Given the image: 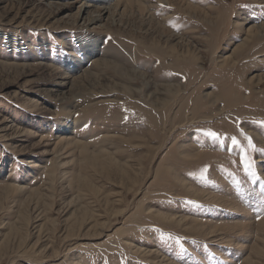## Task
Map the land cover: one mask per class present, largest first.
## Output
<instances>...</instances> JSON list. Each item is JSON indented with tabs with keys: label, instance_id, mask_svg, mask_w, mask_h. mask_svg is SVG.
<instances>
[{
	"label": "rangeland",
	"instance_id": "obj_1",
	"mask_svg": "<svg viewBox=\"0 0 264 264\" xmlns=\"http://www.w3.org/2000/svg\"><path fill=\"white\" fill-rule=\"evenodd\" d=\"M83 1L0 0V264H264V0Z\"/></svg>",
	"mask_w": 264,
	"mask_h": 264
},
{
	"label": "bare ground",
	"instance_id": "obj_2",
	"mask_svg": "<svg viewBox=\"0 0 264 264\" xmlns=\"http://www.w3.org/2000/svg\"><path fill=\"white\" fill-rule=\"evenodd\" d=\"M130 1H132V2H141V0H130ZM160 1H162V2H169L168 0H160ZM109 1L108 0H100L99 2H95L94 1V3H91V2H87V1H83L81 4V7L79 8V10H78V14H77V17L79 18L81 15H84V13H88V12H90L89 14H88V20L86 21V22H88L91 26L93 25H98L99 23H100V21L102 20V15H101V13L103 12L102 10H99L98 9V6H100V5H106V3H108ZM142 3V2H141ZM108 8V7H107ZM109 12H110V10H109ZM94 14L95 15H98L97 16V18H95L94 17ZM115 23H116V21H113V22H111V25L113 26V25H115ZM107 28V27H106ZM256 28V27H255ZM259 29V28H258ZM107 31H111V26H109L108 28H107ZM253 32V31H252ZM92 42V44L90 45V46H88V45H86L85 47H87L86 49H88V51H85L86 53V55H89L90 53H93V52H95V49H96V47H97V43L96 42H94L93 40L91 41ZM172 49V48H171ZM185 49V48H184ZM170 51V50H169ZM175 52V51H174ZM177 52V51H176ZM171 53V52H170ZM85 55V56H86ZM182 55V54H181ZM185 55V54H184ZM194 57V56H193ZM183 58V57H182ZM131 73V75L132 76H134V75H139V74H136V73H134V72H130ZM139 78H140V80L143 82V84H145V85H147L148 83L146 82V77H145V75L144 74H141L140 76H138ZM172 88L171 87H169V90L170 91H172L171 90ZM178 91H180V89L178 90L177 89V92L176 93H178ZM149 98V97H148ZM2 126H4V125H1V127Z\"/></svg>",
	"mask_w": 264,
	"mask_h": 264
},
{
	"label": "snow or ice",
	"instance_id": "obj_3",
	"mask_svg": "<svg viewBox=\"0 0 264 264\" xmlns=\"http://www.w3.org/2000/svg\"><path fill=\"white\" fill-rule=\"evenodd\" d=\"M161 7H163V5H161ZM209 135H211L213 138L216 137V134H215V133H209ZM248 139H249V146H250V147H254V146L252 145V143H251V139H250V138H248ZM233 143H236V141L233 140Z\"/></svg>",
	"mask_w": 264,
	"mask_h": 264
}]
</instances>
